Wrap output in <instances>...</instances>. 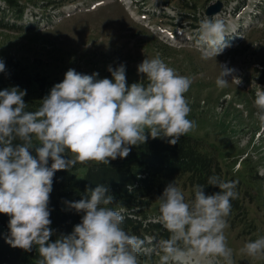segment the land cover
Listing matches in <instances>:
<instances>
[{
    "label": "clouds",
    "instance_id": "1",
    "mask_svg": "<svg viewBox=\"0 0 264 264\" xmlns=\"http://www.w3.org/2000/svg\"><path fill=\"white\" fill-rule=\"evenodd\" d=\"M225 35L223 20L202 19L196 40L201 59L219 55L228 46ZM4 70L0 60V72ZM107 71L112 79H98L96 72L88 75L67 70L35 111L26 110V90H0V213L10 217L6 242L25 251L37 246L38 264H144L141 254L150 259L153 252H157V264H189L194 257L234 264L225 229L231 200L238 196V181L218 176L207 180L218 192L206 194L205 185L197 184L189 201L174 181L163 189L159 221L170 236L150 237L151 249L144 239L123 228L125 217L109 207L114 197L103 184L86 189L79 201L66 202L83 213L81 221L70 234L49 242L53 230L48 204L56 171L89 161L109 164L117 157H127L129 146L145 143L149 137L167 138L175 145L195 127V121L187 118L191 108L184 95L192 80L169 67L159 54L137 66L143 78L131 85L123 63L109 66ZM233 71L220 66L218 88L228 86L225 77ZM235 82L241 83L238 78ZM253 107L264 127L261 88L255 93ZM65 152L72 156L65 158ZM239 251L264 259V236L245 242Z\"/></svg>",
    "mask_w": 264,
    "mask_h": 264
},
{
    "label": "rangeland",
    "instance_id": "2",
    "mask_svg": "<svg viewBox=\"0 0 264 264\" xmlns=\"http://www.w3.org/2000/svg\"><path fill=\"white\" fill-rule=\"evenodd\" d=\"M12 1L16 6L0 0V60L13 57L59 82L69 69L112 79L107 68L123 63L131 85L143 78L137 66L159 54L178 74L191 78L184 95L191 108L187 118L195 121V127L184 135L203 140L209 156L220 163L223 178L238 181V196L233 199L238 206L226 218V244L233 250L234 264H264V259L239 251L245 242L264 236V127L253 107L256 91L264 90V0ZM215 6L218 11L208 15ZM205 17L223 20L228 45L207 60L201 59L196 47L199 22ZM221 65L234 70L225 77L229 81L225 88L216 85ZM235 78L241 83L236 84ZM30 151L35 156L34 149ZM246 155L250 158L243 164L240 159ZM76 166L80 169L74 176L80 179L86 168ZM174 183L186 201L194 198L184 176ZM158 204L159 197L149 200L146 221L161 224ZM128 232L144 239L149 249L154 246L150 237L159 240L157 234ZM152 254L144 264H157V252ZM210 261L194 257L189 264Z\"/></svg>",
    "mask_w": 264,
    "mask_h": 264
},
{
    "label": "trees",
    "instance_id": "3",
    "mask_svg": "<svg viewBox=\"0 0 264 264\" xmlns=\"http://www.w3.org/2000/svg\"><path fill=\"white\" fill-rule=\"evenodd\" d=\"M7 2L16 6L12 0ZM2 61L5 70L0 72V90L11 87L26 90L23 97L27 104L26 110H37L51 88L60 83L50 79L40 70L22 65L13 57ZM129 147L131 150L127 157H117L110 160L109 164L95 161L83 163L86 170L80 179L74 176L80 169L79 166L54 173L48 204L51 220L49 227L53 230L49 242L70 234L73 227L81 221L83 213L69 208L66 202L79 201L85 195L86 189L95 188L97 184L109 188L110 194L114 197L113 204L109 207L121 212L125 217L123 228L126 231L141 230L148 234H157L158 239H167L165 228L157 222L146 221L145 214L149 200L160 197L167 186L165 183L184 176L191 187L197 184L205 185L204 190L213 194L219 189L208 185V178L218 176L225 180L220 163L213 156H209L207 144L193 136L183 135L175 145L170 144L167 138L149 137L145 143ZM249 158L246 155L240 162L246 164ZM51 163L49 160V166ZM225 181H233V178ZM236 206H238L236 200L232 199L231 208ZM9 219L8 215L0 213V264H38L40 257L37 246L33 245L30 251H25L6 242L10 231ZM152 258L153 254L150 259L144 254L140 256L144 263H148Z\"/></svg>",
    "mask_w": 264,
    "mask_h": 264
},
{
    "label": "water",
    "instance_id": "4",
    "mask_svg": "<svg viewBox=\"0 0 264 264\" xmlns=\"http://www.w3.org/2000/svg\"><path fill=\"white\" fill-rule=\"evenodd\" d=\"M218 9H219V8H217V6L212 7V8H209V9L207 10V13H208V15L215 14V13L218 11Z\"/></svg>",
    "mask_w": 264,
    "mask_h": 264
}]
</instances>
